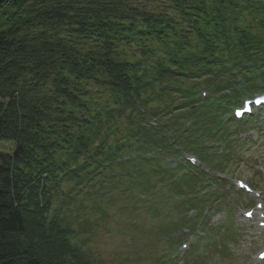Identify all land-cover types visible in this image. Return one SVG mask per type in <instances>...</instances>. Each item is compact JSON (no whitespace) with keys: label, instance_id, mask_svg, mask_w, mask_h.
Instances as JSON below:
<instances>
[{"label":"trees","instance_id":"16d2710c","mask_svg":"<svg viewBox=\"0 0 264 264\" xmlns=\"http://www.w3.org/2000/svg\"><path fill=\"white\" fill-rule=\"evenodd\" d=\"M157 1L0 0V141L14 144L0 153V264H100L71 243L91 233L85 218L74 230L72 215H80L71 207L85 192L90 200L108 193L104 179H116L122 192L130 182L143 200L157 184L171 186L172 197L184 193L186 203H174L183 208L179 222L153 230L170 248L192 234L177 237L184 227L204 232L184 260L197 251L214 259L223 245V228L208 227L203 213L223 196L211 186L228 182L180 158L194 154L228 176L225 163L239 151L231 149L239 144L233 128L252 122H235L231 109L264 92V0H160L156 13ZM244 10L262 17L241 27ZM88 82L111 94V107L92 109ZM203 89L211 96L197 98ZM153 150L174 161L132 157ZM202 182L205 201L195 200ZM159 249L146 264L170 263Z\"/></svg>","mask_w":264,"mask_h":264},{"label":"rangeland","instance_id":"374dc122","mask_svg":"<svg viewBox=\"0 0 264 264\" xmlns=\"http://www.w3.org/2000/svg\"><path fill=\"white\" fill-rule=\"evenodd\" d=\"M262 6L264 7V3ZM161 7L162 4L160 0L154 3V11L156 13H159ZM256 7L259 8L258 11L261 13L262 10H260L257 4ZM150 9H153V7H150ZM228 10L227 16H229L230 19L237 16L232 10ZM261 17L262 15L258 16L252 14V12H248V10H244L238 25L241 27L249 26L255 19H260ZM152 48L158 51H164V49L156 45V43L152 45ZM122 51L124 55L126 54L128 57L134 58L135 61H146L139 53L133 50L129 51L125 48ZM147 62L153 63V60ZM85 85L86 91L88 92L87 98L93 107L92 109L101 110L111 107V94L108 91L100 89L90 82ZM203 86L204 85L201 84L200 87ZM206 90L207 89L203 91ZM200 97H203V95L201 96L200 94ZM241 99H244V97ZM181 111V113H183L184 110ZM76 114L79 117L84 116L82 113ZM229 117L232 118L230 114ZM227 119L226 116L225 121H227ZM152 122H154V120H152L150 124H152ZM246 126L247 127L241 129V136L237 137L239 144L231 142V149L234 147H237L236 150L239 149L237 157H233L229 163H225L226 166L223 165L225 166L223 171L233 177L230 179L229 184L233 185L236 190L237 188L234 180H245L257 191V196L259 198H255L256 195L254 194L248 195L246 193H241L237 196L234 194L233 190L229 188V185H223L221 187L212 185L211 189H216L218 191L224 190L225 200L222 201L220 198L210 210H205L203 213L205 219L208 220L210 224L213 218L221 223L218 226L225 230V239L230 242V246H227V248L222 251V254L226 256L231 253L233 255L232 260L220 261L218 257H216L217 254H215V256L213 255L214 259L210 260L208 254H205V260L202 261L203 254H199L198 251L194 254V259L187 258L188 260H184L182 254L188 249V246H190L189 244L194 242L193 238L195 239V237L203 235V233L200 235L198 227L193 230L188 229L189 231L184 227L182 232L176 233L177 237H180L181 234L185 235L192 233L189 234V239L181 243L178 248L163 246L165 241L161 239L160 234L154 233L153 230L160 225L169 229L173 224L179 222L180 212H182L183 208H176L174 203L177 201L186 203V198H184V193L181 190V199H178L177 197H172L174 193L172 192L171 186L162 187L160 184H157L160 190H157L155 187V189L147 193L149 196L148 199L142 200L140 198V193L136 191L134 187L130 186V182H128L129 184L126 183L128 185V190L124 192L116 191L115 188L123 187V185L115 182L116 179H104L103 184L108 191L105 195H99L90 200L89 196L84 195L87 193L85 192L83 196L76 200L77 203L71 207L78 210L79 212L77 213L80 215L75 219L72 215L71 225L74 230L79 232L81 228L84 227L81 224L83 218L86 220L89 219L91 223V227L88 230L91 233H82L76 236L74 240H71V243L79 247L82 252L90 255L100 264H146L154 258L158 246L160 247L159 250L161 253L164 254L170 263L172 260L174 261L171 264H194L193 260L200 257L201 259L195 264H264V262L261 263L257 260L259 251L264 249V234L262 230L257 227V221H246L247 219L243 215L244 211L250 207L248 203L250 201L253 203L261 201L260 203L263 204L264 210V112L262 114L260 113L258 117L252 118V122L250 124L248 122ZM233 129L238 136L239 128ZM118 132L122 135L123 128ZM168 132H170V130H168ZM193 141H195V139H193ZM111 142L113 144L114 138H111ZM13 146V143L0 141V153L11 154ZM218 153H220V151ZM238 161H240V163ZM115 174L119 175L121 173L116 171ZM131 176H133V174ZM210 176L212 178L214 174L210 173ZM123 179L124 175L122 176V180ZM201 186L205 187V182L199 184L195 191L197 195H191V197L195 200L205 201L203 198L206 197L200 196V192L203 190V188H200ZM125 187L126 186H124V189ZM181 188H185V185H181ZM110 190L111 192L109 193ZM110 198H113L112 202L109 201ZM57 201L58 199L54 200L52 211L60 206V203ZM256 213L260 214V211H256ZM191 215L196 214L194 212L189 213L188 217ZM202 242L203 241L197 243L199 248L204 246V244H201ZM212 252L214 251L212 250ZM147 253H150L149 257ZM150 264H154V261Z\"/></svg>","mask_w":264,"mask_h":264}]
</instances>
